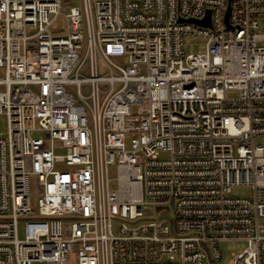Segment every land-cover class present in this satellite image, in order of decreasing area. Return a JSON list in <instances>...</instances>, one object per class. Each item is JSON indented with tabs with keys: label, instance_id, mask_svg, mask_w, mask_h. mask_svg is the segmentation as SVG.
Returning a JSON list of instances; mask_svg holds the SVG:
<instances>
[{
	"label": "built area",
	"instance_id": "1",
	"mask_svg": "<svg viewBox=\"0 0 264 264\" xmlns=\"http://www.w3.org/2000/svg\"><path fill=\"white\" fill-rule=\"evenodd\" d=\"M80 2L0 0V264H264V0Z\"/></svg>",
	"mask_w": 264,
	"mask_h": 264
},
{
	"label": "rangeland",
	"instance_id": "2",
	"mask_svg": "<svg viewBox=\"0 0 264 264\" xmlns=\"http://www.w3.org/2000/svg\"><path fill=\"white\" fill-rule=\"evenodd\" d=\"M70 4L80 5V0H64ZM61 30L65 29L66 23L63 17L58 19L56 24ZM206 50V41L202 37H190L185 40V53L198 54L204 53ZM4 77V72L0 69V79ZM4 122L1 121V129H4ZM260 143L264 146V138L260 139ZM251 189L248 187L235 188L233 195L237 197H249L251 195ZM247 246L246 242L243 241H230L220 244L221 251L223 253V259L220 264H230L234 254L242 252Z\"/></svg>",
	"mask_w": 264,
	"mask_h": 264
},
{
	"label": "water",
	"instance_id": "3",
	"mask_svg": "<svg viewBox=\"0 0 264 264\" xmlns=\"http://www.w3.org/2000/svg\"><path fill=\"white\" fill-rule=\"evenodd\" d=\"M209 16H210V12H209V14H208V18H209ZM190 22H191V21H190ZM202 24L209 25L210 23H209V20H205V21L202 22Z\"/></svg>",
	"mask_w": 264,
	"mask_h": 264
}]
</instances>
